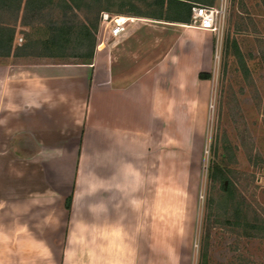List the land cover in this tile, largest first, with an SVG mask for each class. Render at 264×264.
Segmentation results:
<instances>
[{"label": "crops", "instance_id": "0c3cea01", "mask_svg": "<svg viewBox=\"0 0 264 264\" xmlns=\"http://www.w3.org/2000/svg\"><path fill=\"white\" fill-rule=\"evenodd\" d=\"M150 20L120 39L102 29L88 63L0 64V264H147L165 188L152 202L151 172L169 125L206 105L213 51L211 32ZM149 24L185 30L167 44L138 35Z\"/></svg>", "mask_w": 264, "mask_h": 264}, {"label": "rangeland", "instance_id": "374dc122", "mask_svg": "<svg viewBox=\"0 0 264 264\" xmlns=\"http://www.w3.org/2000/svg\"><path fill=\"white\" fill-rule=\"evenodd\" d=\"M66 1L70 0H37L27 11L23 4L19 14L16 8H0V26L15 30L16 49L10 57H0V64L36 60L86 63L71 56H46L48 52L72 55L74 51H51L38 42L48 36L53 23L86 22L97 43L102 32L98 14L102 3L74 0L79 10L72 11ZM137 4L143 13L155 10ZM220 6L224 7L221 28L212 33L210 67L202 70L210 75L204 80L208 89L206 105L183 110L191 117V125H183L177 132L169 125L166 166L161 174L151 172L152 188L147 195L152 202L160 192L155 185L162 183L165 188L162 205L151 207V253L140 255L142 263L264 264V230L250 228L264 227V0H222ZM124 11L121 15L105 13L112 19L131 17L153 23L151 16ZM134 23L127 24L128 31ZM149 25L138 35L147 32L152 41L160 35L167 44L185 30ZM171 114L169 110V123ZM215 164L224 169L228 180L211 178ZM229 188L234 193L232 199ZM236 208L243 215H235Z\"/></svg>", "mask_w": 264, "mask_h": 264}, {"label": "trees", "instance_id": "16d2710c", "mask_svg": "<svg viewBox=\"0 0 264 264\" xmlns=\"http://www.w3.org/2000/svg\"><path fill=\"white\" fill-rule=\"evenodd\" d=\"M36 1L37 0H0V8L2 10L7 8H16L19 14L23 4V10L27 11L32 6H34ZM69 2L66 1L65 4L68 9L72 11L79 10V7L74 3V0H70ZM98 2L99 4L102 3V5L99 7L98 14L103 12H113L121 15L125 13L124 10H127L126 12L128 14H133L135 16H151L152 19L159 21L187 25L191 23V9L193 5L184 0H98ZM137 2L143 3L147 8H155V10L148 13H143ZM113 8H117V11H113ZM14 40L15 30L10 26H0L1 58H8L12 55L14 49ZM38 42H40L42 48L47 50H60L65 53L68 50L74 51L72 55H57L58 53L48 52L46 56L49 57L71 56L74 58H81L85 60L86 63H88L93 60L95 55L96 35L92 31L91 26L86 22H68L63 24L53 23L48 28V36L42 41ZM14 50V52H16V49ZM236 50L237 55H239V50ZM209 77V74H199V78L201 80L209 79ZM210 176L214 180H228L224 169H222V167L218 164L213 165ZM227 192L230 196L229 199H232L234 196L233 191L229 188ZM67 208H70V204L67 205ZM235 215H243L240 208H236ZM246 228L248 230V226ZM250 228L257 231L264 230V227H259L257 225H252Z\"/></svg>", "mask_w": 264, "mask_h": 264}, {"label": "built area", "instance_id": "2783aa9c", "mask_svg": "<svg viewBox=\"0 0 264 264\" xmlns=\"http://www.w3.org/2000/svg\"><path fill=\"white\" fill-rule=\"evenodd\" d=\"M224 13V7H215L207 5H194L191 9L190 26L201 31L217 33L221 28V18ZM119 19H122L119 22ZM142 19L131 17H118L112 19L109 13H101L100 23L102 29H107L110 36L114 39H120L127 32V24H132ZM22 41V39H20Z\"/></svg>", "mask_w": 264, "mask_h": 264}, {"label": "bare ground", "instance_id": "6f19581e", "mask_svg": "<svg viewBox=\"0 0 264 264\" xmlns=\"http://www.w3.org/2000/svg\"><path fill=\"white\" fill-rule=\"evenodd\" d=\"M120 18H122V17H120ZM122 21V19H119V22H121Z\"/></svg>", "mask_w": 264, "mask_h": 264}]
</instances>
